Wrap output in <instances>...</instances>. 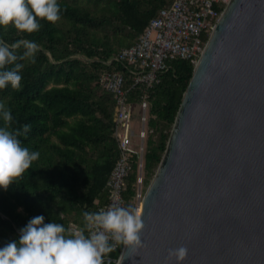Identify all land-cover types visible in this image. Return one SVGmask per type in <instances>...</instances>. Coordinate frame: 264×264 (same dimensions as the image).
I'll list each match as a JSON object with an SVG mask.
<instances>
[{
  "label": "trees",
  "instance_id": "trees-1",
  "mask_svg": "<svg viewBox=\"0 0 264 264\" xmlns=\"http://www.w3.org/2000/svg\"><path fill=\"white\" fill-rule=\"evenodd\" d=\"M172 0H59L55 22L39 18L33 32L9 24L0 38L15 43L29 39L39 44L35 62L15 49L22 63L21 87L0 89V100L13 115L9 125L21 130L20 139L40 155L7 189L0 188V246L20 235V228L37 214L67 228L82 227L84 211H97L108 201L109 175L121 149L113 134L114 94L100 82L105 68L129 72L125 62L105 61L134 44L160 8ZM208 39V37H206ZM14 62V63H16ZM11 67V65H9ZM194 63L174 59L150 92L149 125L144 153L146 183L153 177L170 136ZM136 87L129 95L136 101ZM31 125L24 134L23 124ZM0 124L3 121L0 120ZM126 178L125 197L134 192L137 154ZM121 248L109 255L119 257Z\"/></svg>",
  "mask_w": 264,
  "mask_h": 264
},
{
  "label": "water",
  "instance_id": "water-1",
  "mask_svg": "<svg viewBox=\"0 0 264 264\" xmlns=\"http://www.w3.org/2000/svg\"><path fill=\"white\" fill-rule=\"evenodd\" d=\"M141 215L143 246L122 264H264V0L224 7Z\"/></svg>",
  "mask_w": 264,
  "mask_h": 264
},
{
  "label": "clouds",
  "instance_id": "clouds-1",
  "mask_svg": "<svg viewBox=\"0 0 264 264\" xmlns=\"http://www.w3.org/2000/svg\"><path fill=\"white\" fill-rule=\"evenodd\" d=\"M61 14L59 0H0V26L9 24L17 29L33 32L41 27L40 19L55 22ZM21 45L23 56L35 62L39 44L34 40L22 39L11 45L0 38V89L11 84L21 87L22 63L16 62L15 51ZM16 62V63H14ZM11 65V67H9ZM0 188L7 189L16 177L28 169L40 155L31 150L20 139L21 130L12 129L11 110L0 100ZM24 134L31 125H22ZM82 227L67 228L55 220L45 222L43 214L31 217L20 228V235L0 246V264H112L109 255L118 247L126 246L116 260L122 264L126 256L136 253L142 246L141 231L144 221L135 207L113 203L97 211H84ZM186 246L169 250V257L183 261Z\"/></svg>",
  "mask_w": 264,
  "mask_h": 264
},
{
  "label": "built area",
  "instance_id": "built-area-1",
  "mask_svg": "<svg viewBox=\"0 0 264 264\" xmlns=\"http://www.w3.org/2000/svg\"><path fill=\"white\" fill-rule=\"evenodd\" d=\"M228 2L172 0L169 5L160 8L134 44L122 48L105 61L111 65L114 62H125L129 72L125 73L113 65L112 68H105L99 76L103 87L116 98L113 134L121 153L108 178L109 199L99 205L97 210L118 203L131 205L139 211L147 188L144 169L146 138L153 130L149 125L150 92L160 81V74L171 67L174 59H189L196 63L204 50L206 37H209ZM136 87L142 88L141 96L136 101H130L129 95ZM134 103L140 104L143 109L138 132L131 124L130 107ZM134 153L138 158V174L134 192L130 198H126V178L133 167ZM120 248L122 250L123 246L116 250Z\"/></svg>",
  "mask_w": 264,
  "mask_h": 264
},
{
  "label": "rangeland",
  "instance_id": "rangeland-1",
  "mask_svg": "<svg viewBox=\"0 0 264 264\" xmlns=\"http://www.w3.org/2000/svg\"><path fill=\"white\" fill-rule=\"evenodd\" d=\"M130 110L132 112V119H131V124L132 127L136 129L138 132L141 128V123H140V116L143 113V109L141 108L140 104L134 103L131 107ZM137 139V138H136ZM148 185V184H147Z\"/></svg>",
  "mask_w": 264,
  "mask_h": 264
},
{
  "label": "bare ground",
  "instance_id": "bare-ground-1",
  "mask_svg": "<svg viewBox=\"0 0 264 264\" xmlns=\"http://www.w3.org/2000/svg\"><path fill=\"white\" fill-rule=\"evenodd\" d=\"M142 208H143V203L140 205V208H139L140 213L142 212Z\"/></svg>",
  "mask_w": 264,
  "mask_h": 264
}]
</instances>
